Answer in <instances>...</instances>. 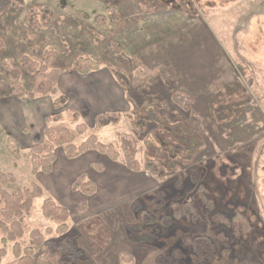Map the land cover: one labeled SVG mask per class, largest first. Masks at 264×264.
Masks as SVG:
<instances>
[{
	"label": "rangeland",
	"instance_id": "1",
	"mask_svg": "<svg viewBox=\"0 0 264 264\" xmlns=\"http://www.w3.org/2000/svg\"><path fill=\"white\" fill-rule=\"evenodd\" d=\"M11 1L0 0V16L5 19L0 23V83L9 82L2 62L12 61L22 71L23 86L30 90L33 77L23 70L20 57L42 63L40 52L45 46L58 53L56 68L61 75L72 71L74 60L91 59L101 65L96 71L99 79L112 73L117 67L115 54L122 52L134 66L126 71L132 86L126 94L128 110L118 112L123 116L119 125L97 130L93 115L83 118L82 111H78L80 122L73 124L66 113L75 109L65 107L57 96L43 98L38 105L45 109L47 102L55 100L53 109L44 110L51 117L63 115L54 126L64 124L74 132L85 125L86 134L77 138V144L95 135L102 143L118 147V134H132L139 162L148 157L162 167L159 177L145 171L132 173L122 159L114 163L96 152L62 164L65 155L59 149L54 172L33 176L28 139L35 128L31 124L28 133L24 128L27 134L19 133L27 124L20 115L21 100H29H0V119L10 113L14 118L10 132L0 125V174L16 176L10 191L34 183L43 190L25 217L23 249L30 245L33 230L58 239L57 234L46 233L58 224L43 214L44 200L53 199L69 211L72 231L81 229L77 245L88 261L82 258L78 264H121L122 253L132 258L127 264H190L196 258L179 239L182 234L214 241L215 259L204 264H264V0H25L23 8L13 7ZM27 6L50 8L54 14L50 26L29 28ZM111 10L117 14L115 21ZM99 17L105 19L101 25ZM29 38L34 40L35 54L27 44ZM162 72L171 79H164ZM174 95L185 98L184 106L173 101ZM154 102L161 118L171 125L183 122L194 131L201 146L190 160H179L185 148L179 135L167 134L165 127L146 119L142 105ZM135 107L138 111H133ZM108 113L116 111L103 114ZM132 114L141 133H136L128 117ZM9 138L19 145V161L8 149ZM96 164L102 170L94 169ZM82 173L98 185L84 212L78 206L85 197L71 190L72 180ZM193 176L204 185L216 210L241 225L239 242L231 244L225 240L231 230L208 222L179 220L167 225L165 217L173 204L196 198ZM196 204L202 207L199 201ZM133 224H142L152 242L131 241L126 226ZM42 254L44 250H38L36 259ZM15 262L10 249L4 263Z\"/></svg>",
	"mask_w": 264,
	"mask_h": 264
},
{
	"label": "trees",
	"instance_id": "2",
	"mask_svg": "<svg viewBox=\"0 0 264 264\" xmlns=\"http://www.w3.org/2000/svg\"><path fill=\"white\" fill-rule=\"evenodd\" d=\"M11 4L13 7L23 8L26 5V1L12 0ZM110 12L112 13L111 18L115 21L117 18L116 12L112 10ZM53 15V11L50 8L27 6L25 24L33 30L47 28L51 24ZM3 20L5 19L2 14L0 16V23ZM104 21L103 17H99L100 25ZM26 41L31 47V53L35 54L34 40L29 38ZM2 46L3 43L0 40V48ZM40 53L43 59L42 63H38L26 55L20 57L23 70L33 77V84L30 90H26L23 86L22 71L14 65V62L7 60L2 62V67L7 73L9 82L0 83V99L15 97L33 101L37 97L58 95L57 84L61 72L56 68V65L59 55L52 46H45ZM115 61L117 67L112 70V74L120 87L128 94L132 83L126 71L133 68V61L120 51L116 52ZM72 67V71L82 76L101 69V65L91 59H76ZM162 77L164 79H171L166 72H162ZM60 101L62 104H65V97H61ZM173 101L178 105L184 106L185 98L181 95H174ZM142 107L146 111V119L151 122H157L161 127H165L167 134L173 133L180 136L185 148L179 160H190L201 146V143L194 137V131L187 128L183 122L178 123V125H171L167 119L161 118L157 114L158 104L156 102L142 105ZM135 110L138 111L136 107L133 111ZM66 114L73 124H78L81 120V115L76 110H70ZM132 116L133 114L128 117L135 125L133 126L136 133H141L142 130L137 127L138 122L133 120ZM62 118L63 115L61 113L52 117H45L43 139L30 148V172L33 176L41 174L51 175L54 172L59 149L63 151L67 160H75L89 152H96L114 163L122 159L125 168L132 173L145 171L153 177H159L162 174V167L155 160L146 157L142 163L139 162L137 158L138 143L135 135L118 134V147L114 144L102 143L95 135H90L80 144H77V138L83 137L86 134L87 127L83 124L79 125L73 132L64 124L53 125L54 123L61 122ZM122 119V114L118 112L99 114L94 119V126L97 130H102L119 125ZM7 143L10 153L19 161L21 157L19 145L11 138L8 139ZM150 146L151 144L148 145V147ZM93 168L98 171L99 168L102 170L98 164L93 165ZM16 183L17 178L13 173L6 172L0 174V264H6L4 260L8 257L10 249L11 254L16 260L14 264H78L82 258H85V262L88 261L84 251L77 245L81 229L77 228L76 231H72L69 224V211L63 206L58 205L53 199L44 200L43 214L45 218L58 224L56 229L50 228L46 231L48 235L57 234L58 239H47L40 230H33L30 233V245L23 249L20 240L24 236L23 224L25 217L30 214L34 200L42 197L43 190L39 185L34 183L30 188L10 191L8 187L16 185ZM192 183L197 188L196 198L194 201L186 202L183 205L173 204L170 215L165 217L167 225H172L173 222L179 220H188L193 224L208 222V224L218 227L222 226L231 230V237L225 239L231 244L239 242L243 237L241 225L233 222L227 215L216 210L214 202L208 197L206 189L200 183L199 178L193 176ZM71 190L73 193H80L85 197L78 206L79 211L84 212L89 208L88 198L97 194L98 186L86 174L82 173L72 182ZM197 201L201 203V208L197 206ZM142 220L147 221L148 219L143 217ZM126 228L131 241L138 244H149L152 242L151 235L144 231L142 224L127 225ZM98 234L102 235L100 232ZM178 237L196 258L190 264H204V262L212 263L214 261L217 247L210 237H191L183 234L178 235ZM38 250H44V254L36 259ZM175 255L178 258L181 257L179 252H175ZM119 260L121 264L132 262V258L124 253L119 256Z\"/></svg>",
	"mask_w": 264,
	"mask_h": 264
},
{
	"label": "crops",
	"instance_id": "3",
	"mask_svg": "<svg viewBox=\"0 0 264 264\" xmlns=\"http://www.w3.org/2000/svg\"><path fill=\"white\" fill-rule=\"evenodd\" d=\"M109 73H107V75H105L103 78L101 76L99 79V72L82 76L75 73L74 71H69L66 74L60 76L61 78L59 79L57 87L58 95L56 96L58 97V100L61 97H65L66 103L63 105L68 107V109H75L79 112L82 111L83 118L92 114L94 117L93 121L97 115L107 113L111 110L116 112H121L122 108L124 110H128L129 106L127 102V92L120 87L113 74ZM48 97H41L33 101L21 100L22 104L20 106V115L27 124L20 127L19 133L27 134L29 129H31L29 126L31 124H33L35 128L34 134H28V141H31L29 148L42 141L43 124H45L44 119L46 116H48L44 110H49L50 108L53 109L55 100L53 103L47 102V107L45 109L44 106H41V109L38 105V102L43 98L45 99ZM51 98H54V96ZM45 100L47 101V99ZM10 105H13V103H10ZM26 110L29 111L27 115H25ZM35 121H37V124ZM1 124L5 126L6 131H11L12 126L14 125V118L11 113L8 114V116L6 115L1 117L0 125ZM24 128H27V133L24 132ZM24 141L25 138L23 139V142ZM61 157L62 154H59V160L61 161L63 158L62 164L68 162L64 156L62 158Z\"/></svg>",
	"mask_w": 264,
	"mask_h": 264
}]
</instances>
